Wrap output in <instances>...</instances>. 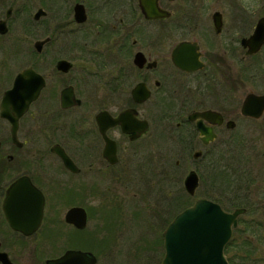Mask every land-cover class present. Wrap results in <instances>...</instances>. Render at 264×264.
<instances>
[{
	"label": "flooded vegetation",
	"instance_id": "obj_1",
	"mask_svg": "<svg viewBox=\"0 0 264 264\" xmlns=\"http://www.w3.org/2000/svg\"><path fill=\"white\" fill-rule=\"evenodd\" d=\"M36 1L32 49L25 17ZM253 1L0 0V264L125 262V222L156 232L175 211L177 170L189 162L176 151L193 162L219 154L216 199L196 196L194 168L178 191L192 200L185 208L204 198L241 210L223 253L264 264V102L242 111L264 91L240 94L241 77L263 71L254 58L264 44L251 53L243 43L264 18ZM24 70L42 86L17 115L37 77L26 72L8 119L1 105ZM224 150L247 156L232 165Z\"/></svg>",
	"mask_w": 264,
	"mask_h": 264
},
{
	"label": "water",
	"instance_id": "obj_2",
	"mask_svg": "<svg viewBox=\"0 0 264 264\" xmlns=\"http://www.w3.org/2000/svg\"><path fill=\"white\" fill-rule=\"evenodd\" d=\"M161 14L163 15L162 12ZM161 14L157 13V15ZM243 43L248 44L251 53H255L261 48L264 44V18L258 21L254 33ZM26 72L33 71L24 70L20 73L18 76L20 81L16 80L15 90L5 94V100L8 103H2L1 116L13 119L12 108L14 104H10L9 99L14 96L21 85V80L24 83ZM36 76L32 79L30 86L32 89L31 96L22 104H15L17 115H20L22 113L20 110H24L38 95L42 86V78ZM253 100L258 104L264 102V94H248L246 96L242 109L246 114L251 113L248 110V105ZM202 115H206V113ZM184 186L189 194L195 193L198 186V175L194 170L185 177ZM240 212L239 209L233 212H225L217 203L208 199L197 198L191 206L179 212L162 232L164 256L161 264H229L223 253V247L231 235L232 227L236 225L237 216ZM73 254L74 252L66 253L67 256H73ZM76 254L80 253L77 252ZM58 261L49 260L48 264H59ZM94 261L95 259L92 257L91 263Z\"/></svg>",
	"mask_w": 264,
	"mask_h": 264
},
{
	"label": "rangeland",
	"instance_id": "obj_3",
	"mask_svg": "<svg viewBox=\"0 0 264 264\" xmlns=\"http://www.w3.org/2000/svg\"><path fill=\"white\" fill-rule=\"evenodd\" d=\"M262 1L264 0H254L253 1L254 5L252 4L253 6L252 10H254L256 19L259 16L264 14V9L263 7H261ZM38 6H39V2L37 1L36 3H33L31 6H29L27 8L28 11L26 13L27 17H25L26 21H29V24H30L31 33L29 35H30V43H31L32 49H33L34 40L36 38L41 37L40 23L32 22L33 21L32 15L36 11ZM29 15L31 16L28 17ZM25 58L30 59L31 57L30 58L25 57ZM254 62H255V67L258 68L259 70L262 69L263 71L261 75L256 78V81L248 82V80H245L244 78L241 77V80L244 82L243 83L244 86H240L241 95H244L248 90H254L256 92L264 91V48L258 55L255 56ZM181 153H184L185 157L189 158V162L187 161L186 163L184 161H181V165L178 167L179 169L177 170V175H178L179 180L177 181L178 184L176 186L177 188L176 194L180 193L181 195H176L175 197V201H176L175 211L171 215L167 216V219L164 221L163 224L162 223L160 224V227L156 232H153V231L149 232L147 227H145V225L147 224L145 221H143L144 227L140 225L139 226L132 225L134 223L125 222L126 224L124 226L128 228L125 232L123 231L124 233L120 232L119 235L121 236L120 240L124 242L123 246L125 245L126 247H122L120 250L122 251L124 250V248H126L127 250L126 254H127L128 260H126L125 262H120L121 264H160L161 263V260L164 256V248H163V245L160 244L161 231L165 227L166 223L169 222L170 219L172 220V218L178 212L183 210L187 206V204H189L191 200V198H189L184 193V191L183 192L178 191V189H181L183 178L190 168L196 169L199 172L200 179H201L199 187L196 190V196H208V197H211L212 199L213 198L216 199L217 197L216 193L218 192L217 183L219 180L216 178L215 174H212L213 172H215V169L213 168V166H211V163L215 160H218L219 154H217L216 152L213 153L212 155L211 153H208L207 155H203L201 159L193 162L192 161L193 158L191 156L192 152L190 153L189 151H176L174 160L179 158L180 157L179 154ZM222 155L225 158L224 160H226V157H227L228 158L227 160L229 162H232V165L234 163L233 162L234 160H237V159L241 160L240 157L243 158L247 156V154H240V157H239V155L236 152L226 151V150L223 151ZM227 176H228L227 180L224 179L225 180L224 181L222 179V184L225 185L227 183L228 186H231V182H233V180L231 181L232 177L230 175V171L227 172ZM229 190H231V188H229ZM97 204H98V201L95 202L96 206H98ZM102 214L104 216L106 215V212H103ZM107 228L108 230L110 229L109 224ZM74 243H80V242L78 240H74ZM136 244L140 248L137 249ZM136 251H139L140 254H139L137 262L135 263L134 260L132 262L131 259H129V256H132L135 259Z\"/></svg>",
	"mask_w": 264,
	"mask_h": 264
}]
</instances>
